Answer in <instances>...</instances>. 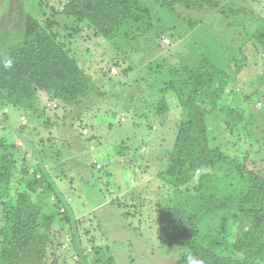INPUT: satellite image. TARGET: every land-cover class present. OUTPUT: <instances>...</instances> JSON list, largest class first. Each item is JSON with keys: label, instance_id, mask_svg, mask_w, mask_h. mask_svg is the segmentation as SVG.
I'll use <instances>...</instances> for the list:
<instances>
[{"label": "rangeland", "instance_id": "rangeland-1", "mask_svg": "<svg viewBox=\"0 0 264 264\" xmlns=\"http://www.w3.org/2000/svg\"><path fill=\"white\" fill-rule=\"evenodd\" d=\"M193 1L146 0L153 27L118 51L87 24L64 18L63 0H0V29L6 32L19 34L29 14L56 22L54 29L62 40L68 38L70 54L102 93L68 106L39 91L35 109L0 106V138L20 145L16 175L33 170L36 153L42 157L79 218L80 239L88 251L92 248L90 264L111 256L115 264H184L180 252L168 255L158 237L160 211L175 198L161 173L167 170L183 117L170 89L171 80H179L171 69L179 62L196 64L194 49L209 50L202 43L206 32L225 28L214 15L219 6L236 2L245 7L264 33V0H210L202 10ZM210 20L218 22L216 27ZM72 27L77 33H71ZM228 30L238 42L239 31ZM163 37L170 42L163 43ZM254 41L249 40L244 63L231 74L223 103L233 109L231 114L226 109L216 113L210 145L231 157L264 162V45L253 50ZM164 98L170 105L167 115L159 105ZM49 102L58 106L48 107ZM200 174L180 187L182 197L197 192ZM14 185L23 188L26 183ZM4 207L0 201V221ZM61 226L56 221L46 263L78 264L68 225ZM208 226L202 230L210 234Z\"/></svg>", "mask_w": 264, "mask_h": 264}, {"label": "trees", "instance_id": "trees-1", "mask_svg": "<svg viewBox=\"0 0 264 264\" xmlns=\"http://www.w3.org/2000/svg\"><path fill=\"white\" fill-rule=\"evenodd\" d=\"M209 1L194 0L193 5L202 10ZM61 14L87 24L118 51L154 25L146 0H63ZM214 15L225 22V28H217L218 22L210 20L209 25L216 28L202 39L209 50L194 49L199 57L196 64L179 62L171 69L179 77L171 80L170 89L178 97L183 117L167 170L161 173L175 198L171 196L160 211L158 237L168 255L176 249L180 252L184 264H190L189 257L191 264H264V162L231 157L210 145L216 113L226 109L231 114L233 109L223 103L231 74L244 63L249 40L255 39L253 50L264 45V33L257 27L255 14L236 7V2L219 6ZM54 24L29 14L19 34L0 29V106L35 109L39 91L68 106L102 94L70 54L68 38L62 40ZM228 28L239 31L238 42L227 34ZM70 29L77 33V28ZM159 105H164L161 112L167 115V98ZM19 146L0 138V201L5 205L0 264H47L56 221L61 228L68 225L78 264H90L92 248L88 251L80 239L79 218L42 157L36 153L33 170L16 175ZM199 173L197 192L182 197L180 187L191 184ZM16 181L26 185L15 186ZM204 224L212 233L202 230ZM52 264L63 263L54 260ZM102 264H115L114 256Z\"/></svg>", "mask_w": 264, "mask_h": 264}, {"label": "built area", "instance_id": "built-area-1", "mask_svg": "<svg viewBox=\"0 0 264 264\" xmlns=\"http://www.w3.org/2000/svg\"><path fill=\"white\" fill-rule=\"evenodd\" d=\"M162 41H163V43H166V44H168L170 41L168 40V39H166L165 37H163L162 38ZM118 73V71L116 70V69H113V74L114 75H116ZM58 105H57V103H55V102H49L48 103V107H57ZM121 120L123 121L124 120V118L122 117L121 118ZM27 122V120L25 119L24 120V123H26ZM84 133H87V130H84Z\"/></svg>", "mask_w": 264, "mask_h": 264}, {"label": "clouds", "instance_id": "clouds-1", "mask_svg": "<svg viewBox=\"0 0 264 264\" xmlns=\"http://www.w3.org/2000/svg\"><path fill=\"white\" fill-rule=\"evenodd\" d=\"M189 261H190V264H191V257H189Z\"/></svg>", "mask_w": 264, "mask_h": 264}, {"label": "crops", "instance_id": "crops-1", "mask_svg": "<svg viewBox=\"0 0 264 264\" xmlns=\"http://www.w3.org/2000/svg\"><path fill=\"white\" fill-rule=\"evenodd\" d=\"M180 106V105H179ZM169 108H170V106H169Z\"/></svg>", "mask_w": 264, "mask_h": 264}]
</instances>
